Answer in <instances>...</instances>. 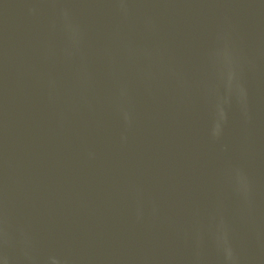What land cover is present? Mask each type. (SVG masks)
Here are the masks:
<instances>
[{"label":"water","instance_id":"95a60500","mask_svg":"<svg viewBox=\"0 0 264 264\" xmlns=\"http://www.w3.org/2000/svg\"><path fill=\"white\" fill-rule=\"evenodd\" d=\"M0 264H264V0H0Z\"/></svg>","mask_w":264,"mask_h":264}]
</instances>
